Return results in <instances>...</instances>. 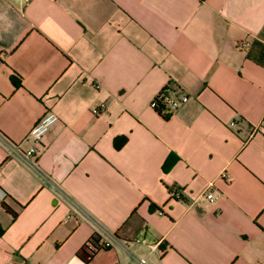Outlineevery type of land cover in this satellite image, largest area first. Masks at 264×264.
<instances>
[{"label": "crops", "instance_id": "obj_1", "mask_svg": "<svg viewBox=\"0 0 264 264\" xmlns=\"http://www.w3.org/2000/svg\"><path fill=\"white\" fill-rule=\"evenodd\" d=\"M263 113L264 0H0V264H264Z\"/></svg>", "mask_w": 264, "mask_h": 264}, {"label": "built area", "instance_id": "obj_2", "mask_svg": "<svg viewBox=\"0 0 264 264\" xmlns=\"http://www.w3.org/2000/svg\"><path fill=\"white\" fill-rule=\"evenodd\" d=\"M187 102V97L183 94L175 96L173 93L168 91H161L151 102L150 108L162 112H169L177 109L179 106ZM161 103V105H160ZM106 110L105 104H100L97 108L93 110L94 114H98ZM58 121V117L52 111L46 112L42 118L33 126L28 134L29 140L33 145L37 146L47 131L52 125ZM264 124V113L260 120ZM234 122H230L229 126H233ZM0 139L7 145L8 152L10 155L14 156L16 159L20 160L23 164L31 168L36 172H40L38 168V156H36L35 148H30L27 150H22L19 145H14L6 141L3 137L0 136ZM217 179L222 182H228L229 178L227 177L224 171L220 172L217 176ZM213 183L209 182L205 189L201 192L200 197L204 198L208 202H213ZM171 196L179 199L177 192H172ZM7 198V194L3 191H0V202H3ZM77 213V210H75ZM94 224V232L91 238L85 242L82 247V250L85 251L88 255V258H91L94 254L99 251L108 250V249H119L129 257H131L133 264H145L143 258L135 257L130 249L129 243L119 238L115 232H112L100 224L96 223L89 218ZM133 245H142L145 244L144 239H134L131 242ZM151 250H155V246L150 247Z\"/></svg>", "mask_w": 264, "mask_h": 264}, {"label": "trees", "instance_id": "obj_3", "mask_svg": "<svg viewBox=\"0 0 264 264\" xmlns=\"http://www.w3.org/2000/svg\"><path fill=\"white\" fill-rule=\"evenodd\" d=\"M162 91H163V92H166V91H168V90H167V89H164V90H162ZM160 105H161V103H160ZM124 141H125V140H122L121 143H120L119 140H115V142H114V146H115V148L118 149V148L120 147V145H121ZM4 208H5L9 213H11V215H12L13 218L16 217V215H15L13 212H11L7 207L4 206Z\"/></svg>", "mask_w": 264, "mask_h": 264}]
</instances>
